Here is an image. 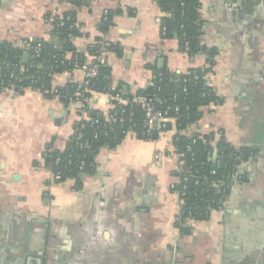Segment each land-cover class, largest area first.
Masks as SVG:
<instances>
[{
    "label": "crops",
    "instance_id": "obj_1",
    "mask_svg": "<svg viewBox=\"0 0 264 264\" xmlns=\"http://www.w3.org/2000/svg\"><path fill=\"white\" fill-rule=\"evenodd\" d=\"M66 12L75 13L80 33L72 41L76 53L86 55L103 41L123 50L121 58L106 55L105 78L122 97L146 88L153 70L178 75L206 68L204 55L190 58L177 40L162 39L165 14L155 0H88L81 7L63 0H0V42L24 50L26 43L47 42L44 18ZM107 13L114 17L103 33ZM198 19L202 45L216 52L209 81L222 103L201 108L192 132L213 135L211 147L223 139L255 152L239 169L245 179L230 187L222 210L205 221L187 220L186 234L176 227L182 202L172 190V122L156 141L128 133L114 150H100L96 173L83 178L80 190L73 180L52 182L45 152L65 151L82 116L58 98L4 91L0 264H264V0H200ZM84 80V72L73 69L54 75L52 86ZM87 109L107 114L110 94L92 92Z\"/></svg>",
    "mask_w": 264,
    "mask_h": 264
},
{
    "label": "trees",
    "instance_id": "obj_2",
    "mask_svg": "<svg viewBox=\"0 0 264 264\" xmlns=\"http://www.w3.org/2000/svg\"><path fill=\"white\" fill-rule=\"evenodd\" d=\"M87 1L69 0L68 2L76 7H81ZM155 2L165 14L160 20V30L161 28L165 29L162 39L177 40L181 51H184L185 44H188L187 53L190 58L204 55L206 68L189 69L178 75L170 74L164 67L161 70H153L154 76L146 88L140 90L135 96L122 97L120 89L114 91L108 89L105 78L109 76L110 68L108 66L101 67L99 76L87 87L88 93H83L80 100L89 98L92 92H106L126 100L129 103L128 106H123L121 109L133 113L130 125L140 140H151V136L148 138L142 136L144 112L139 105L133 102L137 96L141 95L152 99L157 110L162 111L167 106L178 107L177 113L173 110L169 113V116L176 118L174 126L178 132L173 143L177 153L182 155L184 170L191 168L188 176L200 179L198 185L194 184L193 179H189L185 190H182L183 184L175 187L177 191L183 193V202L176 227L182 234H186L188 231V227L185 226L187 220L191 218L194 222L205 221L211 211H219L217 202L227 197L229 189L233 185L232 176L236 173V168L251 160L255 156V152L247 148L236 149L223 139L211 147L210 142L213 135H194L189 138L180 134L186 127L193 126L200 120L202 117L201 108L210 104L219 105L222 103L214 89L206 86L200 79L202 75L212 73L216 52L206 49L201 42L202 24L198 19L200 0H155ZM61 16L62 20H59L58 16L51 15H46L44 18L52 20L53 30L49 33V40L44 43L38 56H35L30 50L0 42V93L11 86L14 87L17 94H20L23 89L40 90L44 99L58 98L67 108L71 100H74L73 96L79 86L67 84L64 87H53L52 78L54 75L73 70L75 63L80 66L87 62V58L97 62L95 59L103 54H114L119 58L123 56L121 47L113 43H110L106 48L97 43L87 49L86 55L76 53L72 41L79 37L80 33L76 28L75 13L66 12ZM113 17L112 13H107L102 17L100 30L103 33L108 32L112 26ZM60 23H63V26H60ZM51 39L57 40L58 45L51 44ZM39 42L40 40H36L29 44L32 47ZM24 53L28 54L26 63H23ZM67 54H71V59H66ZM19 67H22L24 72H20ZM11 72H14L13 78H10ZM195 77H199L198 80H195ZM85 88L83 86L82 89ZM117 111L118 108H115L110 111V114H115ZM86 117L88 120L82 119L75 125L74 129L78 130L77 134L75 138L68 141L65 151L56 152L47 149L44 155L45 166L48 170L59 173L61 182L73 180L76 190L82 188L83 178L96 173L95 157L99 151L102 149L114 150L122 143L127 134L126 124H113L107 121L100 112L86 109ZM95 120L98 123L92 124ZM170 129L171 124H166L164 131ZM192 139H196L194 144H192ZM187 147L191 148V152H187ZM57 159L59 162L55 165ZM81 162H83V166L80 170ZM244 179L243 175H239V183H242ZM219 182L224 183L223 193L213 187L214 183Z\"/></svg>",
    "mask_w": 264,
    "mask_h": 264
},
{
    "label": "built area",
    "instance_id": "obj_3",
    "mask_svg": "<svg viewBox=\"0 0 264 264\" xmlns=\"http://www.w3.org/2000/svg\"><path fill=\"white\" fill-rule=\"evenodd\" d=\"M63 1L68 2L69 0H63ZM104 16H106V14ZM58 17H59V20H62V16H58ZM51 22H52L51 19H48V20L44 19V24L47 27V31H46L47 36H49V33L53 30V26H51ZM60 26H63V23H60ZM164 34H165V29L161 28V35L163 36ZM45 42L46 41H44V40H40V42L37 45L32 46V47L30 46V44H29L30 42H29L25 45V48H26V50H30L31 53H33L35 56H38L39 53L41 52ZM100 45H101V47L106 48L110 45V42L103 41L100 43ZM184 52L185 53L188 52V44H185ZM95 61H97V62H94V60H92L90 63L85 62L80 66L75 63V66H74V69H80L84 72L85 80H84L83 84L78 85L79 86L78 91L73 96L74 100H71L68 107H70L71 109H74L80 113V115L82 116L81 121H82V119L88 120L86 117V109H87V102L89 99V98H87L85 100H80L81 95L83 93H88L87 87L91 84L92 81L97 79V77L99 76L100 68L107 66L105 54H103L99 58L95 59ZM19 71L24 72V69L22 67H19ZM13 77H14V72H11L10 78H13ZM209 77H210V74H205V75H202L200 77V79L208 87H210ZM198 78L199 77H195V80H198ZM83 86L86 88L82 89ZM25 90H29V89H23L22 92H24ZM4 91H9V92H12L13 94H17V92L14 90V87H12V86L10 88L9 87L5 88ZM35 92H38L41 94L40 90H37ZM184 92H186V90H184ZM173 99H174V97H173ZM110 101H111V110L110 111H112L115 108H118V111L115 114H110V111H109L107 114L104 115L106 120L110 121L113 124H120V125L126 124L127 125L126 133L127 134L128 133H134L132 130V126L130 125L132 118H133V113L131 111L126 112L125 110L121 109L123 106H128L129 103L126 100H123L118 95H115V96L110 95ZM133 102L135 104L139 105L144 112L143 132H142L143 137L148 138V137L152 136L154 123H156V125H157L156 130H157L158 134L165 133L164 128H165L166 124H170L171 122L173 123V125L175 124L176 118L169 116V113L172 110L175 113H177L178 107L172 108L171 106H167L162 111L157 110L155 107L154 101L152 99H150L146 96H141V95L137 96ZM97 123H98L97 120L92 122V124H97ZM160 129H161V131H160ZM77 131H78L77 129L73 130V133H72V136L70 139L75 138ZM182 132H188L189 135L187 137H189V138H192V137H194V135H196L192 132V126L186 127L183 131L180 132V134ZM177 134H178V132H177ZM195 142H196V139H192V144H194ZM80 147H82V145H80ZM187 152H191L190 147H187ZM172 156H174L176 158V164L174 167V174H176L175 177L177 179V183L172 186V190L175 191L179 195L181 202H183V200H182L183 193H182V191H177L175 189L176 185L183 184L182 190H185L186 184L188 183L189 179H193L195 185H198V183L200 182V179H197L195 176H188V173L191 170V168H187V170H184V162L181 160L182 155L177 153V150L174 146V143H173ZM160 158H161V155L157 154L156 159L159 160ZM58 162H59V159L56 160L55 165H57ZM245 163L240 164L236 168V173H234L232 176L233 183H239V175H240L239 169ZM82 166H83V162L80 163V170H81ZM50 174H51L52 182H54V183H60L61 182V180H60L61 177H60L59 173H53L50 171ZM211 174L213 175L214 172L212 171ZM213 187L217 188V190L220 193H223L224 183L223 182L214 183ZM224 201H225V199L224 200L220 199L217 202V204L219 205V211L222 210L223 205H224ZM188 221H192L191 218Z\"/></svg>",
    "mask_w": 264,
    "mask_h": 264
},
{
    "label": "water",
    "instance_id": "obj_4",
    "mask_svg": "<svg viewBox=\"0 0 264 264\" xmlns=\"http://www.w3.org/2000/svg\"><path fill=\"white\" fill-rule=\"evenodd\" d=\"M50 43L51 44L58 45L59 42L57 40L54 41L53 39H51L50 40ZM27 59H28V54L27 53H24V55H23V63H26L27 62ZM159 63H162V61H160ZM106 80H109V77H106ZM20 94H22V92ZM156 128H157V125H156V123H154L153 124V132H152V136H151V139L153 141H156L158 139V133H157Z\"/></svg>",
    "mask_w": 264,
    "mask_h": 264
}]
</instances>
